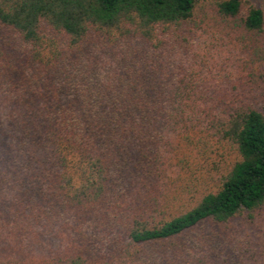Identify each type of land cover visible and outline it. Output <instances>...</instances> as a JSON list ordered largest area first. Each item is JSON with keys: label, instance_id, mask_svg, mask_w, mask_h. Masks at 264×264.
Instances as JSON below:
<instances>
[{"label": "trees", "instance_id": "16d2710c", "mask_svg": "<svg viewBox=\"0 0 264 264\" xmlns=\"http://www.w3.org/2000/svg\"><path fill=\"white\" fill-rule=\"evenodd\" d=\"M263 207L250 0H0V264H209Z\"/></svg>", "mask_w": 264, "mask_h": 264}, {"label": "rangeland", "instance_id": "374dc122", "mask_svg": "<svg viewBox=\"0 0 264 264\" xmlns=\"http://www.w3.org/2000/svg\"><path fill=\"white\" fill-rule=\"evenodd\" d=\"M250 2L260 8L264 14V0H250ZM243 9H246V6ZM219 68L217 64L214 65L213 70L216 71ZM228 68L229 64L225 70ZM245 217L237 218L230 223L228 235L233 240L229 238L227 245L220 247L217 257L214 256L210 260L207 258L209 264H264V207L253 213L252 219ZM205 247L210 249L212 245ZM190 255H194L195 259L189 257L188 260L186 259L188 262L177 261V264H198V258L205 253L199 248H194L190 251Z\"/></svg>", "mask_w": 264, "mask_h": 264}]
</instances>
